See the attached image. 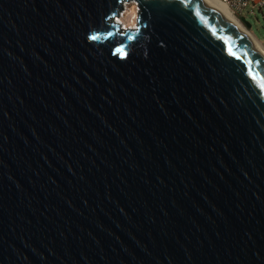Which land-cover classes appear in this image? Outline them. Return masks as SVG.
I'll return each instance as SVG.
<instances>
[{
	"label": "water",
	"instance_id": "obj_1",
	"mask_svg": "<svg viewBox=\"0 0 264 264\" xmlns=\"http://www.w3.org/2000/svg\"><path fill=\"white\" fill-rule=\"evenodd\" d=\"M123 1L0 0V264H264V53Z\"/></svg>",
	"mask_w": 264,
	"mask_h": 264
},
{
	"label": "rangeland",
	"instance_id": "obj_2",
	"mask_svg": "<svg viewBox=\"0 0 264 264\" xmlns=\"http://www.w3.org/2000/svg\"><path fill=\"white\" fill-rule=\"evenodd\" d=\"M124 11V20L126 19V21H130L132 19L129 24L133 23L135 20V12L132 4L127 3L124 7ZM130 16H132V18H130ZM238 16H243L244 20L249 25H245V23ZM235 17L243 25V27H245L260 42L261 45H264V11L257 8L249 11L248 8H244L239 15L235 14Z\"/></svg>",
	"mask_w": 264,
	"mask_h": 264
},
{
	"label": "built area",
	"instance_id": "obj_3",
	"mask_svg": "<svg viewBox=\"0 0 264 264\" xmlns=\"http://www.w3.org/2000/svg\"><path fill=\"white\" fill-rule=\"evenodd\" d=\"M126 1V3H131L133 8H134V12H135V15H134V19L136 20L137 18V13H138V6H137V3L135 0H124ZM123 1V2H124ZM222 1L223 3H225L227 5V7L230 9V11L233 13V15H239V13H241V11L244 9V8H248L249 11H252L254 8H257L261 11H264V0H220ZM122 2V4H123ZM122 4H121V7L119 8V10L117 11L116 15L118 14L119 15V12H121L120 16H122V12L124 11L123 7H122ZM133 10V9H132ZM114 15V17L116 16ZM239 17V16H238ZM130 18H132V16H130ZM115 19V18H114ZM132 20V19H131ZM130 20V21H131ZM134 20V21H135ZM115 21V20H114ZM130 21H126V19L124 20V22L126 23V26L129 24ZM118 26L120 27H123L124 24L123 22L121 21H115ZM128 22V23H127ZM263 49H264V45H262Z\"/></svg>",
	"mask_w": 264,
	"mask_h": 264
},
{
	"label": "bare ground",
	"instance_id": "obj_4",
	"mask_svg": "<svg viewBox=\"0 0 264 264\" xmlns=\"http://www.w3.org/2000/svg\"><path fill=\"white\" fill-rule=\"evenodd\" d=\"M209 1L212 5H214L217 9H219L222 13H224L227 17H229L232 21H234L253 41L254 43L260 48V50L264 53V49L262 47V45L260 44V42L245 28L243 27V25L237 20V18L235 17V15H233V13L230 11V9L227 7V5L225 3H223L222 1L220 0H207ZM126 1L123 2L122 4V7L124 9V7L126 6ZM124 12H122V16H120L121 12H119V15L117 14L114 18L115 21H121L123 22L124 27H132L133 25H135V21L131 24H128L126 26V23H124V18H123V15H124Z\"/></svg>",
	"mask_w": 264,
	"mask_h": 264
},
{
	"label": "snow or ice",
	"instance_id": "obj_5",
	"mask_svg": "<svg viewBox=\"0 0 264 264\" xmlns=\"http://www.w3.org/2000/svg\"><path fill=\"white\" fill-rule=\"evenodd\" d=\"M130 38H131V37H130ZM90 39H92V40H96V39H97V36H96V35H92V36L90 37ZM116 51H117L118 53H120L121 56H126V55H127V53H126L122 48H118V49H116ZM257 63H259V62H257Z\"/></svg>",
	"mask_w": 264,
	"mask_h": 264
}]
</instances>
